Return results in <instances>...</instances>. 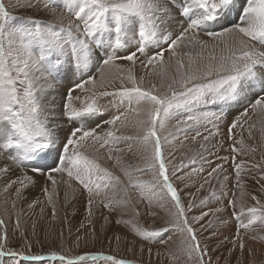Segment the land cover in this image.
<instances>
[{"label":"snow or ice","instance_id":"obj_1","mask_svg":"<svg viewBox=\"0 0 264 264\" xmlns=\"http://www.w3.org/2000/svg\"><path fill=\"white\" fill-rule=\"evenodd\" d=\"M12 6L43 14L16 15L0 0V190L15 189L12 207L41 179L40 190L53 204L57 177L66 175L60 182L71 188L75 181L87 193L90 216L99 198L103 207L128 215L117 223L136 239L167 244L177 238V249L168 252L172 264H213L201 237L228 209L235 222L232 243L239 241L243 252L244 234L264 226V174L256 181L259 196L249 193L243 175L249 166L237 162L244 131L254 138L252 117L264 119V0H15ZM138 65L144 75L138 76ZM129 128L134 134L124 133ZM224 128L230 156L209 146ZM188 130L195 131L192 141L202 137V151L170 168L164 145ZM260 132L264 138V127ZM121 142L135 163L113 155L124 151L116 147ZM205 153L218 162L200 189L209 178L219 181L231 160L239 197L232 192L223 204L226 193L213 189L199 204L185 203L188 181L213 163ZM103 159L114 161L117 171ZM209 198L222 206L191 215ZM210 215L215 219L205 223ZM144 216L153 218L152 226L140 223ZM26 262L139 264L104 252L102 243L80 253L33 252L26 240L13 247L0 219V264Z\"/></svg>","mask_w":264,"mask_h":264},{"label":"rangeland","instance_id":"obj_2","mask_svg":"<svg viewBox=\"0 0 264 264\" xmlns=\"http://www.w3.org/2000/svg\"><path fill=\"white\" fill-rule=\"evenodd\" d=\"M3 2L16 15H43L36 9L13 7L12 5L15 4V0H3ZM144 72L145 70L138 65V76L144 75ZM149 79L151 78L146 77V83ZM110 99L111 97L105 98L104 103L107 104ZM235 115V110L230 112L228 121L230 122ZM250 122L256 124V128L253 131L254 138L249 139L248 132L244 131L243 135L246 146L238 156L237 162L240 160L247 162L249 167L243 174L247 181L246 191L256 193L259 196L260 185L256 181L264 174V138H262L260 132V129L264 127V119L253 116ZM173 124H175L174 120L169 124V130H174L172 129ZM209 127L211 126L209 125ZM237 131L239 132L240 130L238 129ZM201 132L207 134L203 129H201ZM124 133L132 135L134 134V130L131 128L125 129ZM192 136H195V131L188 130L186 134H179L170 143L164 145L166 154L171 153L168 156L171 162L170 168L171 166H179L182 161L188 163L189 158L194 153L202 151L199 148V144L203 142L202 137H197L194 142L192 141ZM221 140H223V148L219 147ZM231 143L232 141L227 139V130L224 128L222 136L214 137L210 141L209 146L213 152L219 149L217 153L219 155L230 156ZM116 147L124 149V151L121 153L114 152V156H122L125 163H135L133 154L127 152V143L121 142ZM237 147L240 146L237 145ZM251 148H255L256 151H251ZM226 149L227 151H225ZM102 151L106 154V150ZM205 155L209 159H212L213 163L211 166L205 164V171L198 175H193L191 180L188 181L190 186L185 189L183 195L185 203L192 201L194 204H199V201L208 196V193L213 189L217 190L218 196L222 192L226 193L222 198L223 204H226L227 200L234 198L232 192H235L236 197H239V190L234 187L235 175L231 160L225 165L227 171L221 174L219 181L215 177L209 178L210 183L206 184L203 189H200L201 183L207 178V172L211 171V167H214L215 163L218 162L215 161L214 156H210L208 153H205ZM101 162L105 167L117 171L113 167L114 161L103 159ZM253 164H258L260 167L252 168L251 165ZM224 175H228L229 179L225 181L223 179ZM62 177L68 180L66 175ZM70 183L72 185L71 188L67 185H65V188L59 187V190L56 188V192L53 194V204H49L47 198L44 197L40 190V187L45 186V181L41 179L39 187L29 189L27 200L16 201L15 208L12 207V201L15 199V189L13 188L8 194H4L0 190V219H3L5 222L10 246L19 248L26 240L32 244L33 252L48 251L55 248L58 251L71 249L73 253H80L97 250L101 247L102 243L104 252L115 255L118 258L124 257L139 262V264H172L168 252L169 250L175 251L177 249V238L174 237L167 244H147L136 239L128 227L123 223H117L118 219H128V215L122 216L119 209L110 211L103 207L99 198L92 205V214L90 216L87 193L75 181H70ZM260 183L264 184V181H260ZM47 186L51 191L50 183ZM180 187L184 188V185L181 184ZM198 189L200 190L198 191ZM228 189L231 191H227ZM118 197L119 193H117ZM261 198L264 199V197ZM36 199H39L40 202L33 204V201ZM29 204H32V207H29ZM53 206L55 207V217H53ZM220 206H222L221 203L209 198L206 206L194 209L191 215H198L200 211H209ZM231 213V209L221 213L220 220L216 222L209 232H205L201 237L202 243L208 245L213 264H264V239H260V237H264V226H254L252 231L244 234L245 248L241 252L239 241H237L235 246L232 243L235 236V222L231 218ZM213 219L215 218L210 215L206 218L205 223L207 220ZM17 220L20 223L19 229L17 228ZM158 222L159 220L157 219ZM140 223L145 226H152L153 218L151 216H144L141 218ZM212 232L215 235L210 240L207 239ZM117 236L120 237L119 240L116 239ZM253 236H256L257 239H252L251 237ZM77 237L80 238L79 241H77ZM77 243H79V247H77ZM142 247L143 251H141ZM149 247L151 248V254L148 252ZM249 249L252 250L251 254L249 253ZM230 250L232 251L230 252Z\"/></svg>","mask_w":264,"mask_h":264},{"label":"bare ground","instance_id":"obj_3","mask_svg":"<svg viewBox=\"0 0 264 264\" xmlns=\"http://www.w3.org/2000/svg\"><path fill=\"white\" fill-rule=\"evenodd\" d=\"M57 180H58V184H57V190H59V187H62V188H65L66 186V184L65 183H63V182H60L61 180H64V181H67L66 179H64L63 177H60V176H58L57 177ZM67 190H68V187H67Z\"/></svg>","mask_w":264,"mask_h":264}]
</instances>
